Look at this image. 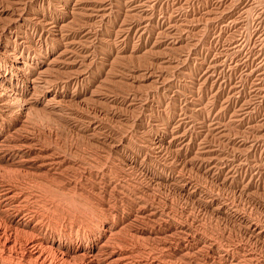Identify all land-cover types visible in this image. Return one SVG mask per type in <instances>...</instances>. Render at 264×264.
<instances>
[{
  "label": "rangeland",
  "instance_id": "374dc122",
  "mask_svg": "<svg viewBox=\"0 0 264 264\" xmlns=\"http://www.w3.org/2000/svg\"><path fill=\"white\" fill-rule=\"evenodd\" d=\"M68 1L0 0V63L3 64V75L13 85H24L22 79L30 72L34 74V67L47 69V78L58 84V98L63 100L62 106L51 109L45 106L47 101L41 99L22 118L24 121L20 119L19 125L10 129V134L14 133L15 137L29 138L31 147L61 154L68 162L60 172L46 169L38 173L42 174L49 187L37 190L42 195L38 206L47 212L46 222L51 225L50 229L61 226L64 224L62 221L66 224L74 221L81 231L89 232L104 219H114L123 226V231H119L123 233L122 237L141 242L139 246L143 253L137 254V259L146 258L147 252L155 251L158 256L163 253L170 255L166 258L167 261L169 258L172 260L168 261L170 264H216L212 258L208 259L212 255L208 248L185 258L179 255L177 242V246L174 242L172 248L164 250L159 239L150 236L152 234L138 233L135 237L138 239L140 236L139 240L132 239V232L147 226L128 219L126 215V210L134 204L135 194H141L148 201L151 199L150 203H159L161 209L171 210L170 214L174 213L180 223H190L195 230L218 244L229 246L232 253L236 254L237 250L243 254L257 252V259L264 262V245L249 237L244 228L247 222L264 225V0L137 2L136 6L146 10L141 14L148 16L149 21L143 38L139 36L142 15L131 11L132 0H109V16L103 21L94 18L92 23L95 27L92 26L90 38L79 28L82 22L72 23L75 0H70L66 15L64 3ZM23 4L48 16L57 18L65 15L64 23L70 21L72 24L69 22V25L74 27L80 38L81 43L76 46L78 61L69 55L60 56L64 49L60 40L57 39L55 43H58L53 46L51 37L48 43L46 36L39 39L40 32L34 35L35 41L29 39L33 47L31 55L23 56L26 46L15 40L18 34L14 30L17 28L8 29L11 18L19 12L18 5ZM126 21L133 24V28L125 41L120 30ZM19 31L24 34L27 29L22 26ZM156 39L158 42L154 44ZM48 51L49 57L60 58V62L48 65L49 60L46 62L45 59L37 66ZM18 65L25 73L17 71ZM206 77L209 80L203 83ZM166 78L170 84L165 82ZM198 102L203 104V110L192 118V123H186L185 128L181 126L182 132L186 129L188 138L192 141L194 138V148H182L194 157L200 152L197 148L206 142L215 148L216 156L234 153L237 160L230 171L226 168L222 172L218 168L210 169L206 162L195 160V165L184 170L183 174L171 172L167 165L173 161L177 148H166L168 144H165L163 150L158 151L154 147L156 138L171 139L170 131L182 123L185 113H190ZM244 112L246 114L241 119ZM205 119L211 122L222 120L226 124L222 129H226L228 136L217 134L222 130L211 129V122L203 124ZM93 121L97 123L93 125ZM196 135H200L197 140ZM105 141L115 142L118 149L107 152ZM125 158L135 161L137 167L127 165ZM208 169L210 174L206 173ZM154 175L168 180L154 184ZM186 182L202 189L195 193L196 199L186 197V192L177 188L188 184ZM247 183L251 194L240 193L239 188L248 186ZM123 184L126 189L122 188ZM191 186L187 185L186 190L192 191L194 188ZM63 196L67 202H60L59 198ZM197 199L212 205L205 209ZM163 218L168 217L165 215ZM67 228L69 231L70 227ZM147 228L151 231L150 227Z\"/></svg>",
  "mask_w": 264,
  "mask_h": 264
},
{
  "label": "bare ground",
  "instance_id": "6f19581e",
  "mask_svg": "<svg viewBox=\"0 0 264 264\" xmlns=\"http://www.w3.org/2000/svg\"><path fill=\"white\" fill-rule=\"evenodd\" d=\"M142 1L144 0H132L129 6L131 8V11H136L137 15L139 14L142 15L141 22H140L141 30L139 32V36L141 38L144 37L145 31L148 29V26H149L148 24L149 21L147 20L148 16H146L147 17L146 18L145 16H143V14H141V13H145L146 10L144 9L142 10V6H136L137 2L140 3ZM69 2L71 1L69 0L68 2L64 3L66 4L65 6L66 15L68 13L67 8L70 5ZM108 2L109 0H75L74 2L75 4L73 8L74 11H73V15L71 16V19L73 20L72 23L78 24L79 22L80 23L82 22L79 28L82 29V32L87 38H90L91 33H92V26H94L92 23L94 22V18L97 17L99 19H102L101 21H103V20H106L107 17L109 16L111 6L108 5ZM143 4L144 3H142V5ZM26 5L27 4L18 5L19 7L17 8H19V10L17 8L16 9L19 12L15 14L14 17L11 18V20L9 19L12 23H9L10 27L7 26L8 29L17 28L15 30L13 29L18 34L15 36V40L17 39V41H19L20 44H23L26 46L23 56H25V54H27V57L31 55L32 50H33L31 48L33 47L32 45H30L32 43H29V39H31V41L33 42L34 35L40 32L39 39L41 40L44 38V36H46L45 39L47 40V43H48L51 37L50 41L54 42V44L52 43L53 46H56V44L58 43V42L55 43L57 39L60 40L58 41L62 43L63 45L62 47H64L63 51L60 52V56L69 55L68 57H71L73 58V60H76V57L78 55L76 46L81 42L79 40L80 38L78 37V34L75 32L76 30L74 29V27L69 25L70 21L67 23H64L65 21L63 19L65 15L62 17L58 15L57 18L48 16L45 13L41 14L39 9L38 11L37 9L33 7L32 8L29 7L30 5L29 6L27 5L28 7ZM65 10H62V11H65ZM22 26H25L27 29V31L24 34H22V31H19V29L21 30ZM121 26L122 28L120 30V36L122 37V40L126 41V39H128L131 34L133 24L127 23L126 21L125 25L121 24ZM156 41L157 39L154 41V44ZM46 53L47 55L44 57V59L42 61L40 60V62H37L36 64L37 66L41 65L42 62L44 63L45 59H46V62L49 60L48 65L50 63L51 65L56 64L55 61L60 62L59 60L60 58L53 59L48 56L49 51ZM64 58H67V57H64ZM69 62L71 63L72 61L69 60ZM2 69H3V64L0 63V120H3V122L0 123V264H170L168 263V261H170L171 259L169 258V260L167 261L168 256L170 255L163 253V254H160L161 256H158L159 254L157 252L154 254L155 251L147 252L148 253L147 257L143 255L146 258L139 257L140 259H137L136 258L138 257L137 254L141 252L143 253V249L140 247L141 245L139 244L141 242L139 243L133 242L131 241V239H128L129 237L128 238L122 237L123 233L120 234L119 231L120 230L123 231L121 229L123 226L121 227V225L118 222H116L114 219H111V218H110L111 220L104 219L102 223L97 224V226L90 229L89 232H86L84 230L81 231L79 225H77L76 222L74 223V221L73 222L69 221L70 222L69 224L68 223L66 224V221H62L64 224H62L61 226L59 225L60 227L57 225L53 227L54 229H50L51 225L49 224V222L48 223L46 222L47 217H48L47 212L43 211L42 210L43 208L40 209L39 208L40 206H38V202L41 201V197H42V195L39 192L41 190H44V188L48 187V184L46 181H44L43 177L41 176L42 174H38V173L39 171L42 172L43 170H46V169L49 171L54 170L57 172L59 170L66 168L68 162L65 157L60 156L61 154L57 155L55 153H50V152L45 151L44 149H41L40 147H39L40 149L31 147L29 145L30 144L29 138L28 139L23 138L24 136L22 138L15 137L14 133L10 134V129L12 127L16 128L21 122L20 119L22 120V118L25 117V115L30 113L31 109H34L35 106L40 101H42L41 99H43L44 101H47L46 105L45 104L44 105L51 109L57 106L59 107L62 106L61 104L62 99L58 98L59 94L57 93L58 84H54L53 81H50L47 78V75H46L47 69L38 70L37 67H34V69L36 70L34 74L30 72L31 74H29L28 76H25L26 74L24 75L25 77L24 79H22V81L24 82V85H18V84L13 85L11 82L7 81V77L3 75ZM16 69L19 73L24 72L23 68L19 65L16 67ZM159 72L162 75L164 74L163 71H159ZM167 80L169 79L166 78L165 82H168ZM207 80H209L208 77L204 79L203 83L204 82L206 83ZM170 82L168 83L170 84ZM220 90H221V87H220ZM29 92L30 93L32 92L30 96H28ZM51 92H54V95ZM217 92L218 90L216 91V93ZM197 101H199V99ZM202 105H203L202 103L200 104L198 102L196 103V105H194V107L192 108L190 107L191 108L189 111L190 113H185L183 120L180 121V123L181 122L182 123L181 124L178 123V125L175 126L172 129V131H170L171 133L170 140L167 141V140H164V139L162 140L159 138L154 139L155 141L153 140L154 147L158 149V151H162L163 148L165 147V144H168V147L166 146V148H172V147L177 148L172 158L173 161L171 163L170 161L167 162V163H170L167 165L168 167L167 169L168 170L172 169L171 172L178 171L180 174L181 173L183 174L184 170L186 171L187 169H190L193 165H195L196 163L194 162L195 160L206 162L205 164H207V166L210 169L218 168L221 170V172L225 168L227 169V171H230V167L232 168L235 166L234 164L237 159L234 153L232 155L216 156V152H214L215 148L212 149V147L208 145L206 142L202 143L201 148L200 147L197 148L198 150H200V152L197 153L196 156L194 157L189 156L187 150L189 148H194V138H193V141H192V138H188L185 133L186 129L183 130L182 132L181 126L184 125V128H185L186 123L188 124L192 123V118L194 119V117L197 114H199L201 110H203L204 107L201 108ZM245 114H246L245 112L242 113L240 115L241 116L240 118L243 119ZM16 120H19V121H16ZM208 122H211V120L205 119L203 121V124H206ZM212 122L210 123V126L212 128L211 127L210 128L216 129V130L221 129L222 131L219 130L217 134H219L220 136L222 134V137L226 136V133H225L226 129H222L224 128L226 124H223L222 120L212 121ZM96 123L97 121H93V125ZM97 126L95 125V128H99ZM18 132H19V129H18ZM19 134L20 133H18V135ZM198 137H200V135L197 136L195 140H197ZM178 142L180 144H178ZM104 144H105L104 148L105 150H107V152L118 149V145L115 142L105 141ZM31 145L33 146V144ZM241 145L242 144H240V146ZM183 146L185 147L187 146L186 147L187 150H184L182 148ZM4 162L8 163V165L4 164ZM126 162H127V165H129L132 168H136L138 165L135 161H132L129 159H126ZM210 169L206 170V173L210 174ZM231 177L234 178L233 175ZM152 180L154 184H162L164 182H167L168 178L165 179L164 176L157 177L154 175ZM186 183L188 184L186 185L183 184L184 186H181V187L177 186V188H179V190L183 191L184 193L186 192L185 193L186 197L190 199L191 198L196 199L195 193L202 189L196 185H192L193 184L192 182H186ZM187 185H190V186L192 185L191 187H193L194 189L192 191H189L188 189L186 190ZM246 185L248 186L244 185L245 187L239 188V192L242 194L247 192V194L249 195L251 194L248 191L250 189L249 183H247ZM125 186L126 185L123 184L122 188L126 189ZM153 186L154 185H152V187ZM37 188L40 191L37 190ZM149 190H152V189H149ZM51 191H52V188H51ZM149 194H147V196ZM64 196L62 198H59L61 200L60 202H67ZM135 196H136L134 198L135 205L133 204L132 208L126 210V215L128 219L135 220L136 222H140V223L143 222L145 226L147 225L148 227H150L151 231L148 228L145 229L147 227L146 226L141 231L135 230L132 233L130 232L132 239L133 238L136 239L135 236L138 233H144V234H149V235L152 234L150 236L157 237L159 239L158 241H159L161 248L164 250H168V248L171 247L174 242L175 243L177 242L178 245L180 246V254L178 252L177 253L185 258H187V256H189L191 253L195 251L199 252V251L204 250V248L205 249L208 248L209 252L210 251L212 252L211 257L208 256V259L212 258L213 260L212 262L216 264L217 263H220V264H264L263 261L257 259L255 255L257 252L255 254L253 252L248 253V254H243L242 252L237 250L236 254L232 253L233 251L232 252L230 251L229 246L227 247V246H224V245L222 246L218 244L216 240H213L211 237H208L206 234H203V232L201 233L200 231L195 230V228H193L194 226L192 227L190 223L189 224L180 223L179 221L180 219L178 220L177 219L178 217H176L174 213H172V215L170 214L171 210L168 212L163 208L161 209L158 206L159 203L157 201L156 202L158 204L150 203L149 201L151 199L148 201L144 197L145 195L141 196V194L139 195L135 194ZM197 200L205 206V209H207L208 206L211 204L210 203L208 205L207 201H204L201 199H197ZM61 205L62 204L60 203V207ZM217 211L221 212L219 210ZM165 215H167L168 217L167 219L163 218ZM76 226L78 227L76 228ZM244 226H246L244 227L245 233L249 235V237L256 239L259 243L260 242L262 243L261 245H264V225L262 223L247 222V224ZM67 227H70L69 231L67 230L69 229ZM139 238L136 240H139ZM143 239L146 240L148 238L146 237V239L145 238ZM152 239L155 240L154 238ZM148 240H151V239H148ZM177 243H176V246H177ZM145 246H144V250H145ZM164 250L162 252H164ZM240 250H241V247H240Z\"/></svg>",
  "mask_w": 264,
  "mask_h": 264
}]
</instances>
